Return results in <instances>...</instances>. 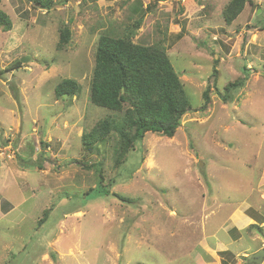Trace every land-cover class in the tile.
<instances>
[{
  "label": "rangeland",
  "instance_id": "1",
  "mask_svg": "<svg viewBox=\"0 0 264 264\" xmlns=\"http://www.w3.org/2000/svg\"><path fill=\"white\" fill-rule=\"evenodd\" d=\"M228 1L0 0V264H245L264 249V0L230 24ZM132 28L164 47L190 108L119 168L112 139L86 150L81 135L111 114L89 101L99 36ZM65 78L79 93L57 98ZM99 183L108 195L88 192Z\"/></svg>",
  "mask_w": 264,
  "mask_h": 264
},
{
  "label": "trees",
  "instance_id": "2",
  "mask_svg": "<svg viewBox=\"0 0 264 264\" xmlns=\"http://www.w3.org/2000/svg\"><path fill=\"white\" fill-rule=\"evenodd\" d=\"M32 1L43 8L50 6V0ZM245 2L246 0L227 2L222 10L225 23L230 24L238 16ZM140 23V20H136L135 27ZM10 24L8 15L0 10V29L9 30ZM68 32V28L61 32V43L68 41ZM133 33L132 28L120 36L107 33L99 36L89 86V101L110 110L111 114L81 135L82 146L86 150H92L112 139L113 165L119 168L127 163L128 154L135 149V145L142 140L145 133L153 132L172 137L182 115L190 108L184 85L164 47L135 43L132 41ZM19 63L16 61L13 66L17 67ZM237 81L227 84L225 91L228 93ZM79 89L76 80L65 78L55 85L54 94L57 98L72 97L79 93ZM202 97L204 102L200 109L205 110L210 102L208 90L205 89ZM38 157H42V154ZM19 159L24 162L21 157ZM20 165L25 168H43L40 162ZM92 166L94 165L90 167ZM99 178L102 182L103 175L100 173ZM101 184L90 188L88 192L95 189L94 193L98 195H108V188H99ZM111 194L125 200V197L118 193Z\"/></svg>",
  "mask_w": 264,
  "mask_h": 264
},
{
  "label": "water",
  "instance_id": "3",
  "mask_svg": "<svg viewBox=\"0 0 264 264\" xmlns=\"http://www.w3.org/2000/svg\"><path fill=\"white\" fill-rule=\"evenodd\" d=\"M22 61H26L27 57H22ZM264 259V249H259L254 252L246 261L245 264H261L262 260Z\"/></svg>",
  "mask_w": 264,
  "mask_h": 264
},
{
  "label": "crops",
  "instance_id": "4",
  "mask_svg": "<svg viewBox=\"0 0 264 264\" xmlns=\"http://www.w3.org/2000/svg\"><path fill=\"white\" fill-rule=\"evenodd\" d=\"M246 218L248 219V220H250V221H252V220H254L253 218H250L249 216H246ZM257 225H259V227L261 228L262 227V229H263V232H264V223L263 222H261V223H259V224H257ZM258 227V228H259ZM262 249V248H261Z\"/></svg>",
  "mask_w": 264,
  "mask_h": 264
}]
</instances>
